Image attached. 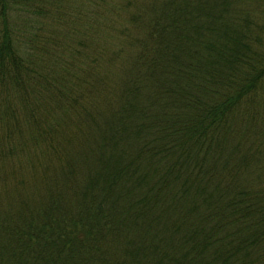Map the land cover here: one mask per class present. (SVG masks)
Masks as SVG:
<instances>
[{
  "label": "trees",
  "instance_id": "obj_1",
  "mask_svg": "<svg viewBox=\"0 0 264 264\" xmlns=\"http://www.w3.org/2000/svg\"><path fill=\"white\" fill-rule=\"evenodd\" d=\"M0 264H264V0H0Z\"/></svg>",
  "mask_w": 264,
  "mask_h": 264
}]
</instances>
